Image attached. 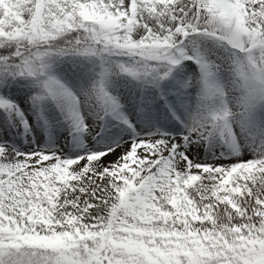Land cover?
Wrapping results in <instances>:
<instances>
[{
	"label": "snow or ice",
	"instance_id": "snow-or-ice-1",
	"mask_svg": "<svg viewBox=\"0 0 264 264\" xmlns=\"http://www.w3.org/2000/svg\"><path fill=\"white\" fill-rule=\"evenodd\" d=\"M0 264H264V0H0Z\"/></svg>",
	"mask_w": 264,
	"mask_h": 264
}]
</instances>
